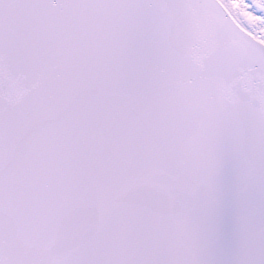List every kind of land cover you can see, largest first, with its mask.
Segmentation results:
<instances>
[{
  "label": "snow or ice",
  "instance_id": "1",
  "mask_svg": "<svg viewBox=\"0 0 264 264\" xmlns=\"http://www.w3.org/2000/svg\"><path fill=\"white\" fill-rule=\"evenodd\" d=\"M0 264H264V0H0Z\"/></svg>",
  "mask_w": 264,
  "mask_h": 264
}]
</instances>
